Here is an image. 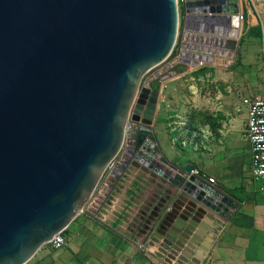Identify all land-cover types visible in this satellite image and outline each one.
I'll list each match as a JSON object with an SVG mask.
<instances>
[{
	"label": "water",
	"instance_id": "95a60500",
	"mask_svg": "<svg viewBox=\"0 0 264 264\" xmlns=\"http://www.w3.org/2000/svg\"><path fill=\"white\" fill-rule=\"evenodd\" d=\"M239 4L0 0V264H26L83 212L129 120L130 164L165 187L152 242L177 250L189 239L190 251L209 219H229L236 204L163 153L152 125L159 90L140 84L177 39L176 71L234 59Z\"/></svg>",
	"mask_w": 264,
	"mask_h": 264
},
{
	"label": "crops",
	"instance_id": "0c3cea01",
	"mask_svg": "<svg viewBox=\"0 0 264 264\" xmlns=\"http://www.w3.org/2000/svg\"><path fill=\"white\" fill-rule=\"evenodd\" d=\"M239 11L244 17L234 59L188 67V71L206 69V80L214 83L218 101L190 104V108L199 107L201 116L184 154L173 143L166 144L161 130L162 120L170 112L176 115L178 107L177 102H166L164 81L157 87L152 124L168 159L179 166L191 164L202 182L236 204L229 219H209L199 245L190 251L184 250L189 239L184 249L177 250L163 248L162 239L146 243L155 233L152 213L165 187L151 171L129 164L112 191L113 208L106 210L107 204L98 205L92 199L62 231L66 245L53 249L44 244L26 264H264V183L251 173L242 103L244 97H264V1L241 0ZM210 177L213 182L208 181ZM141 241L147 249L138 248Z\"/></svg>",
	"mask_w": 264,
	"mask_h": 264
},
{
	"label": "rangeland",
	"instance_id": "374dc122",
	"mask_svg": "<svg viewBox=\"0 0 264 264\" xmlns=\"http://www.w3.org/2000/svg\"><path fill=\"white\" fill-rule=\"evenodd\" d=\"M179 12L181 19V10ZM178 46L179 39H177L170 55L143 76L140 85L142 86L149 79L148 87L151 89L159 87L162 81L168 84L165 87V100L166 102H177L178 107L176 115H174V111L170 112L169 116L162 120L161 130L165 135L166 144L171 145L173 143L175 147H179V152L183 155L185 147L193 140L192 131L194 129L198 131L201 116L199 107L190 108V104H194V102H217L218 100L215 97L214 83L206 80V69L193 71H188V68L180 71L174 69L172 63L177 55ZM262 54L264 55V46L262 47ZM170 78L171 80H168Z\"/></svg>",
	"mask_w": 264,
	"mask_h": 264
},
{
	"label": "built area",
	"instance_id": "2783aa9c",
	"mask_svg": "<svg viewBox=\"0 0 264 264\" xmlns=\"http://www.w3.org/2000/svg\"><path fill=\"white\" fill-rule=\"evenodd\" d=\"M239 3L241 0H238ZM243 14L239 11V20L243 19ZM179 47V46H178ZM178 52L173 60L172 65L177 64ZM174 64V65H175ZM204 61H198L197 66H203ZM150 79L143 83L142 87H147L149 85ZM242 103L246 106V122L244 136L248 139L251 148V173L256 180H260L264 183V97L263 96H253L242 98ZM137 125L133 120H129L126 127V136L122 147L118 154L108 163L106 169L104 170L91 198L96 200L97 204H107V209L113 208L116 202L115 195L112 191L116 183L125 174L127 166L130 164L133 158V146L135 142L134 136L131 134V130ZM209 182H213L214 178H208ZM87 202V203H88ZM85 204L83 211L87 205ZM104 218V215H101ZM151 236L146 239L149 242ZM66 239L62 232L57 233L47 244L53 249L61 248L66 245ZM139 249H147L144 241L137 244Z\"/></svg>",
	"mask_w": 264,
	"mask_h": 264
}]
</instances>
